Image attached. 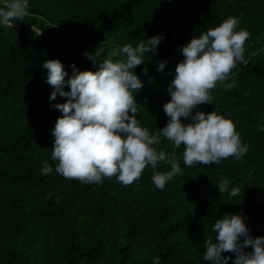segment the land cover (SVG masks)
<instances>
[{"label":"trees","instance_id":"16d2710c","mask_svg":"<svg viewBox=\"0 0 264 264\" xmlns=\"http://www.w3.org/2000/svg\"><path fill=\"white\" fill-rule=\"evenodd\" d=\"M230 16L250 33L246 63L231 70L230 90L218 83L212 103L193 114L215 110L231 119L248 145L242 159L188 167L184 146L161 136L156 149L175 153L183 169L163 190L152 180L170 170L163 161L128 185L115 176L86 183L56 173L51 129L62 113L54 105L66 98L49 99L55 89L45 60L58 59L69 76L73 65L96 71L103 57L93 61L85 52L111 56L124 44L161 36L157 53L134 69L144 84L135 94L137 118L158 134L181 46ZM12 23L0 26V264H153L156 256L162 264H209L204 244L226 213L245 216L250 234L264 236V0H29V14ZM44 163L53 167L50 175H41ZM223 180L239 195L220 193Z\"/></svg>","mask_w":264,"mask_h":264},{"label":"clouds","instance_id":"9594fccd","mask_svg":"<svg viewBox=\"0 0 264 264\" xmlns=\"http://www.w3.org/2000/svg\"><path fill=\"white\" fill-rule=\"evenodd\" d=\"M28 14L29 0H4L0 26L12 27L13 21H21ZM239 24L238 17L230 16L181 46L183 59L172 73L167 85L170 99L163 105L167 123L158 134L143 127L137 118L139 103L135 94L144 84L134 69L150 53H157L161 36L144 38L136 46L124 44L111 56H104V50L97 48L93 53L85 52L93 61L103 57L96 71H78L73 65L69 76L58 59L45 60L42 67L47 69V82L55 89L49 99L55 100L57 94L66 98V102L54 105L62 113L51 129L56 173L86 183H101L115 176L128 185L138 180L147 166L155 170L163 161L170 170L155 172L152 177L155 186L163 190L183 169L175 153L156 149L161 136L176 148L184 146L182 158L188 167L219 164L229 157L242 159L248 145L231 119L215 110L193 114L198 105L212 103L210 90L218 83L230 90L233 84L227 81L231 70L237 62L246 63L245 42L250 33ZM117 55L122 58L112 59ZM166 64V60L160 61L157 71L162 72ZM142 71L147 74V69ZM52 171L53 167L44 163L41 175ZM230 183L223 180L216 187L220 193L238 196L240 189H230ZM211 230L215 237L205 241L204 262L228 264L232 257L222 253H234L232 264H264V236L254 238L250 234L245 216L226 213L215 220ZM249 246L251 251H245ZM153 264H162L159 256L154 257Z\"/></svg>","mask_w":264,"mask_h":264},{"label":"rangeland","instance_id":"374dc122","mask_svg":"<svg viewBox=\"0 0 264 264\" xmlns=\"http://www.w3.org/2000/svg\"><path fill=\"white\" fill-rule=\"evenodd\" d=\"M1 1V0H0Z\"/></svg>","mask_w":264,"mask_h":264}]
</instances>
